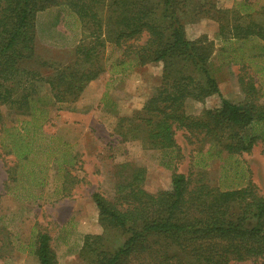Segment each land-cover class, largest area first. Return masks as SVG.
Listing matches in <instances>:
<instances>
[{
  "label": "trees",
  "instance_id": "1",
  "mask_svg": "<svg viewBox=\"0 0 264 264\" xmlns=\"http://www.w3.org/2000/svg\"><path fill=\"white\" fill-rule=\"evenodd\" d=\"M187 1L0 0V144L19 160L11 175L14 190L20 182L24 189L28 184L26 195L34 196L35 185L48 184L50 165L56 163L64 171L65 182L54 193L61 192L59 197L70 194L65 166H72L75 157L70 143L44 132L48 109L39 102L42 84L48 83L56 102L72 104L107 67L113 73H124L145 62L164 63L156 92L141 109L119 117L116 132L122 140H139L144 148L159 150L163 163L170 167L181 156L175 137L179 129L207 139L215 150L208 149L204 158L193 161L194 177L174 172L171 187L157 192L144 188L143 168L123 164L119 173L127 172L115 182L112 196L92 193L105 230L115 229L123 241L111 240L107 233L86 234L80 250L82 264H234L264 256V194L247 175L249 168L240 157L259 141L264 144L262 82L258 84L250 72L241 74V100L221 96L219 107L198 116L186 112L188 98L220 95L209 68L213 46L185 36L181 14L188 11ZM246 1L251 8L253 3ZM116 4L120 6L115 8ZM50 8L70 16L78 38L74 58L58 67L47 63L50 73L45 74L39 65L25 64V59L35 55L37 15ZM253 9L246 10L249 17L242 14L240 21L229 24L226 41L231 43L228 54L236 62L263 74L264 26L253 17ZM52 33L55 44L71 41L55 25ZM143 35L146 39L136 44ZM256 41H261V52ZM256 59L261 66L254 65ZM2 107L29 117L20 123L31 124L32 129L7 126ZM216 158L225 163L221 176L233 178L229 185L216 186L205 180L204 168ZM233 161L237 168L231 173L228 169ZM33 234L31 253L38 264H58L51 236L36 228Z\"/></svg>",
  "mask_w": 264,
  "mask_h": 264
},
{
  "label": "rangeland",
  "instance_id": "2",
  "mask_svg": "<svg viewBox=\"0 0 264 264\" xmlns=\"http://www.w3.org/2000/svg\"><path fill=\"white\" fill-rule=\"evenodd\" d=\"M245 1H187L188 11L181 14L185 36L189 40L201 38L213 46L209 68L213 70L220 89V95L213 94L204 100L188 98L185 102L188 114L198 116L208 109L219 107L221 96L234 102L241 100L244 94L239 77L247 72L255 77L258 84L262 82L264 92V72L255 74L253 67L236 62L233 55L228 54L231 49V43L226 41L230 37L229 24L240 21L239 16L242 14H245V18L249 17L246 10L254 8L253 17L264 26V0H247L253 3L251 8ZM194 5L198 7L195 8ZM257 8L258 11H255ZM58 13L56 8L38 13L35 55L25 59V64L39 65L45 74L50 73L48 64L58 67L74 58L77 29L71 24L70 16ZM54 25L65 31L67 39L71 41L63 45L52 42ZM145 39L146 36L143 35L135 43H142ZM258 45L261 52V41ZM249 48L250 44L246 47V52H249ZM255 64L261 66L262 63L256 59ZM163 72L162 61L145 62L124 73H113L107 67L97 79L87 84L80 98L72 104L56 102L48 83L42 84L39 102L48 109L43 123L44 132L70 143L75 157L72 166L63 165L68 173L66 181L70 182V194L59 197L61 192L54 193L55 187L64 181V171L56 163L50 165L48 184L35 185L34 196L26 195L30 189L28 184V188L24 189L20 182L14 190L15 183L11 182V177L15 175L14 169L19 160L10 148L5 149L0 144V264H38L36 256L31 253L35 242L34 228L51 236L58 264H82L80 250L86 234L107 233L111 240L114 237V241L121 243L123 237L120 233H114L115 229L105 230L100 222L92 193L99 191L105 196H112L115 182L124 178L122 175L127 172L125 170L122 174L119 173L125 163L144 169L142 183L150 192L169 189L174 172L192 174L193 177L196 175L197 168L193 161L204 158L203 154L212 149L207 139L203 140L201 136L185 129L177 130L175 137L181 156L174 159L175 165L170 167L163 163L159 150L144 148L139 140H122L116 132L119 117L131 115L142 108L161 85ZM2 111L7 126L19 125L32 129L31 124L20 123L29 117L12 114L5 107H2ZM30 129L29 138L32 136ZM199 149L203 153L197 155ZM240 157L249 168L247 175H251L260 193L264 194V144L259 141L251 152ZM224 164L221 159L211 160L204 168L205 180L216 186L229 185L233 178L221 176L225 173ZM239 164L241 166L243 163ZM230 166L231 169L228 170L232 173L237 165L233 161ZM234 264H264V256Z\"/></svg>",
  "mask_w": 264,
  "mask_h": 264
}]
</instances>
